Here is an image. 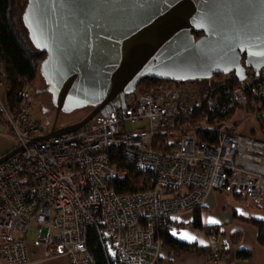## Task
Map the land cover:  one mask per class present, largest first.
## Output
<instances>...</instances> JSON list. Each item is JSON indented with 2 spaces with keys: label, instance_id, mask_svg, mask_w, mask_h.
Returning a JSON list of instances; mask_svg holds the SVG:
<instances>
[{
  "label": "built area",
  "instance_id": "built-area-1",
  "mask_svg": "<svg viewBox=\"0 0 264 264\" xmlns=\"http://www.w3.org/2000/svg\"><path fill=\"white\" fill-rule=\"evenodd\" d=\"M0 123L21 147L0 163V264H30L23 235L38 224L35 246L44 259L67 256L71 264H97L89 247L93 232L118 264H157L159 231L166 218L181 217L204 204L211 191L233 193L260 205L264 197V138L238 131L230 119L200 140L177 123L200 104L197 83L158 82L143 91L118 93L87 125L47 135L32 118L37 90L25 83L12 103L6 66L0 61ZM243 122L264 117V66L246 69L234 89ZM252 112V113H251ZM147 120V125L136 123ZM168 144L159 138L173 134ZM113 149L132 156L152 173L148 190L119 194L127 170L110 160ZM218 264L225 250L208 252Z\"/></svg>",
  "mask_w": 264,
  "mask_h": 264
},
{
  "label": "water",
  "instance_id": "water-1",
  "mask_svg": "<svg viewBox=\"0 0 264 264\" xmlns=\"http://www.w3.org/2000/svg\"><path fill=\"white\" fill-rule=\"evenodd\" d=\"M22 23L46 54L40 73L57 112L93 108L39 140L87 125L143 77L242 81L264 66V0H27Z\"/></svg>",
  "mask_w": 264,
  "mask_h": 264
},
{
  "label": "trees",
  "instance_id": "trees-1",
  "mask_svg": "<svg viewBox=\"0 0 264 264\" xmlns=\"http://www.w3.org/2000/svg\"><path fill=\"white\" fill-rule=\"evenodd\" d=\"M19 0H0V61L4 63L7 71V79L10 84L8 93L11 102L18 101L20 91L25 83L32 87L37 77L41 76L40 65L45 58V53L36 50L28 36H24L19 28L17 18L16 3ZM195 32V35H200ZM245 56V55H243ZM216 75L218 73H215ZM198 80V79H196ZM200 80V79H199ZM168 82L174 84H188L196 82L201 86V98L199 106L194 110L189 119H180L177 123L178 128L184 129V132L194 130V134L200 140L211 141L214 138L213 128L221 123L232 119L240 105L234 98V89L240 84V80L233 74L232 78L215 85L203 87L200 81L179 80L168 81L165 79L143 77L137 84V87L148 89L151 85L158 82ZM33 84V85H32ZM34 88V87H33ZM258 122L264 128V117H260ZM255 132V129L251 130ZM173 134H163L159 141L162 144H168ZM110 160L120 168L127 170L128 177L124 182L115 184L116 191L119 194H128L137 191L150 189L155 184V176L152 173L142 172L138 169L135 159L126 154L122 149H113L110 152ZM237 196V195H235ZM203 205L193 211V218L189 222L179 221V217L166 218L163 227L159 231V238L164 249L173 255H179L187 252H211L197 243H190L178 238L174 233L179 232L186 226H191L196 230H205L208 235L220 233L219 225H204L202 219ZM241 218V217H240ZM242 219V218H241ZM246 222L253 225L256 229V239L259 245L264 246V219L250 217ZM242 231L237 230L231 235V241L238 243ZM89 247L95 255L97 264H118L112 253H107L99 244L96 235L90 232ZM207 249V251H205ZM225 250V248L215 249ZM236 257L242 260H250L253 256L250 248H240L235 253Z\"/></svg>",
  "mask_w": 264,
  "mask_h": 264
},
{
  "label": "rangeland",
  "instance_id": "rangeland-1",
  "mask_svg": "<svg viewBox=\"0 0 264 264\" xmlns=\"http://www.w3.org/2000/svg\"><path fill=\"white\" fill-rule=\"evenodd\" d=\"M27 0H19L16 3L17 9V18L19 21V28L22 31L24 36L27 35V30L22 23V13L26 6ZM30 42V41H29ZM233 74H224L218 73L217 75L208 78V79H198L194 81H200L203 87L215 85L219 82H223L226 80L231 79ZM166 80V79H165ZM196 83V82H193ZM198 84V83H197ZM33 85V84H32ZM178 85V84H177ZM180 85V84H179ZM199 85V84H198ZM200 86V85H199ZM33 87L37 90L35 97L32 100V118L34 121L38 122L41 127L46 131L50 132L53 128L59 129L67 125L71 122H76L84 118L90 110L91 107H85L81 109H77L71 113H64L59 112L58 114L56 107L54 106L50 93L46 90L47 84L45 83L42 76L37 77L36 81L34 82ZM201 88V86H200ZM148 89H144L146 91ZM3 94V93H2ZM4 95H2V98ZM252 113V112H251ZM244 114L241 109L237 110L235 115L230 119V121L240 124L238 127V131L256 136L258 138H264V133L261 131L263 127H261L260 123L258 122L259 118H253L248 120L247 122H243ZM147 125V120H141L136 123V127H143ZM255 129V132L251 130ZM264 129V128H263ZM262 129V130H263ZM14 146V144H13ZM214 196L212 198L213 203L211 205L202 207L203 213V222L204 225H213L210 223L211 220H215L216 213H223L228 211L230 208L238 209L240 213L244 216H251V214H259L264 215V200L260 205L253 204L249 199H239L233 193L221 192V191H214ZM241 198V197H240ZM250 214V215H249ZM191 215L189 214L188 217H183L184 219L189 218ZM240 217V216H239ZM237 222L240 223V230H243L245 237V241L247 244L251 243V232L250 229L253 227L250 223L243 221L241 218H236ZM237 225L234 226L233 224L224 226L222 232L220 233L219 237L216 239V235H208L206 231L198 230L201 233V237L204 241H210L212 245L228 249L230 252L235 250V243L230 240V236L236 231ZM238 230V229H237ZM37 231H38V224L36 222H31L28 225V229L26 234L23 235V239L26 242L28 247V254H29V262L31 260H39L35 262H31L30 264H71L70 260L67 256H60L52 259H44L42 255V250L40 247L35 246V241L37 238ZM209 237V238H208Z\"/></svg>",
  "mask_w": 264,
  "mask_h": 264
},
{
  "label": "crops",
  "instance_id": "crops-1",
  "mask_svg": "<svg viewBox=\"0 0 264 264\" xmlns=\"http://www.w3.org/2000/svg\"><path fill=\"white\" fill-rule=\"evenodd\" d=\"M2 95H4V92L0 88V100L3 101L4 97L2 98ZM262 129L261 131L264 133V129L263 130ZM7 130H8L7 127L0 123V157L6 154L7 152H9L11 149H13L14 142L12 138L7 134ZM214 193H215L214 191H211L207 195L204 201L203 207L204 206L208 207V205H211L213 203L212 198L214 196ZM236 197L241 199L239 196H236ZM263 200H264V197H263ZM201 213H202V219H203L204 212L201 210ZM189 214L191 215L189 218L184 219L181 216L178 218V220L183 221L185 223L191 221L193 218V213L184 214L183 217L184 216L188 217ZM239 216L242 218V220L243 218L246 219L250 217L264 219V215L262 214L261 215L251 214V216H244L242 213L239 212L238 209L236 210L234 208H230L228 211H225L223 213H219V212L216 213L215 220L219 221V223H213V224L219 225L220 233L222 232L224 226L228 227L231 224H233L234 226L237 225V228H236V231H237V229L240 230L238 228V226L240 227V223H238L239 221L237 222V219H236L237 217L240 218ZM240 231H242L241 238L239 239V242L235 244L236 246H235L234 252L233 251L230 252L228 249H226L227 250L226 256H224V258L220 260L218 264H264V246L259 245V243L257 242L256 229L254 227L250 229L251 238H252L250 244H247V242L244 240L245 237L243 238V235H244L243 230H240ZM184 233H187L189 236L195 237V239L194 240L183 239V240H186L190 243H197L198 246H203L207 249H212V250L221 249L219 247L212 245L210 241H204L203 238L201 237V233H199L198 230H196L195 228L191 226H186L185 228H182L179 232H175V235L178 238L182 239L181 235ZM220 233L215 234L216 239L219 237ZM244 247L250 248L252 250L253 256L250 260H242V259L237 258L235 255L236 251ZM207 249H205V251H207ZM208 254L209 253L207 252H187V253H181L179 255H173L168 250L162 248V252H161V255H160V258L157 264H212L209 261ZM39 260H31L30 263L39 261Z\"/></svg>",
  "mask_w": 264,
  "mask_h": 264
},
{
  "label": "snow or ice",
  "instance_id": "snow-or-ice-1",
  "mask_svg": "<svg viewBox=\"0 0 264 264\" xmlns=\"http://www.w3.org/2000/svg\"><path fill=\"white\" fill-rule=\"evenodd\" d=\"M210 223H219V221L211 220ZM181 238L182 239H188V240H194L195 239V237L189 236L187 233L182 234Z\"/></svg>",
  "mask_w": 264,
  "mask_h": 264
},
{
  "label": "flooded vegetation",
  "instance_id": "flooded-vegetation-1",
  "mask_svg": "<svg viewBox=\"0 0 264 264\" xmlns=\"http://www.w3.org/2000/svg\"><path fill=\"white\" fill-rule=\"evenodd\" d=\"M200 36H201V34L198 35L197 38L200 37ZM213 76H214V75H213ZM153 78H156V77H153ZM159 79H160V78H159ZM201 79H206V78H201ZM172 80H173V81H179L180 79H170V80H168V81H172ZM84 108H85V107H84ZM92 109H93V108H92ZM91 111H92V110H90V112H91ZM90 112H89V113H90ZM89 113H88V114H89ZM58 114H60V113H58ZM88 114H87V115H88ZM87 115H86V116H87ZM82 119H83V118H82ZM78 121H79V120H78ZM76 122H77V121H76ZM71 123H75V121H74V122H71ZM71 123H68V124H71ZM68 124H67V125H68ZM54 129H55V128H54Z\"/></svg>",
  "mask_w": 264,
  "mask_h": 264
}]
</instances>
